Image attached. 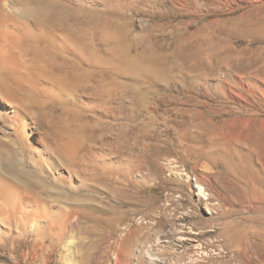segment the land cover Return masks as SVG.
<instances>
[{
    "label": "rangeland",
    "instance_id": "obj_1",
    "mask_svg": "<svg viewBox=\"0 0 264 264\" xmlns=\"http://www.w3.org/2000/svg\"><path fill=\"white\" fill-rule=\"evenodd\" d=\"M86 2L82 30L109 59L94 85L112 94L38 78L33 53L4 74L39 88L59 131L84 124L86 138L72 177L64 164L50 170L62 185L47 169L20 167L67 200L43 195L29 215L0 208V264H264L254 219L264 205V0ZM11 111L0 98V140H17ZM39 135L30 145L49 169ZM202 151L213 158L193 153ZM228 219L245 240L225 232Z\"/></svg>",
    "mask_w": 264,
    "mask_h": 264
},
{
    "label": "bare ground",
    "instance_id": "obj_2",
    "mask_svg": "<svg viewBox=\"0 0 264 264\" xmlns=\"http://www.w3.org/2000/svg\"><path fill=\"white\" fill-rule=\"evenodd\" d=\"M76 1L77 0H0V98L3 99L7 105L12 107L11 112H13L14 115H10V117H12L15 123V131L17 134L16 141L0 140V208L2 210L20 211V213L22 212L29 215L32 211L27 209L36 204V206L40 208L42 196L49 194L57 196V200L63 197L66 202L67 198L64 197L62 191L52 188L53 186H48L41 180H37L33 184L24 180L25 172L21 171V173L20 167L23 168L26 165L32 164L40 171L46 172L45 169H47L49 172L48 174L52 176V179H55V183H51L54 185L61 183L62 185L63 182H66V180L63 179V175L59 174V176H54L51 174L52 172L50 170L64 164L67 166L66 169L72 177L71 171H73V173L75 172V165L79 160L78 147L86 138V129L83 128L86 125L84 126V124L83 127L78 126L75 130H73V128H63L64 130L62 129L61 131L57 129V123L54 125L55 121L54 123L52 121L54 117H51V113L46 109V99L42 100L40 95L38 96L37 91L39 88L36 90V85H33V87H26V85L19 83V87L16 88L15 84V87H13L11 85L12 83H9L8 74H4L8 72L7 70L11 62L14 63V61H16L20 64L21 59L19 58L33 53L36 57L34 59L38 60L40 71L32 72L35 73L38 78L42 77L43 79L44 77L45 80L48 79L50 83L56 84V87L59 85L58 88L63 86L72 91H77L79 89L84 90L89 96L92 94L103 97L108 93L112 94L110 89L107 88L108 86H104L105 83L98 86L94 85V78L100 76L102 73V70L97 71V68H102L105 63L104 59L107 63L109 59L102 55L101 52H93L90 49L92 46H90L91 40L88 42L89 33L85 26L82 30L80 20L78 19L83 14L87 16L88 10H85V4L87 2L86 0H82V2ZM154 60L155 59L148 60L142 58L141 62H146L153 66L157 64ZM30 64L32 65V62ZM19 71H21V69ZM22 73L21 71V74ZM22 75L21 77L23 79L25 75L24 77ZM43 87H45V85H43ZM40 90L39 92L41 93ZM11 94L14 95V98L11 97ZM47 102L50 105L51 101L47 100ZM8 117L9 116H6V118ZM29 119L31 122H28ZM56 120L59 121V119ZM76 121L78 122V120ZM66 122H68V120H66ZM71 122L74 123L73 121ZM30 123L33 124L32 127L35 129L32 133L28 131ZM36 132L40 134L39 137L41 139L39 140H41L43 143L42 145L45 146L43 152L45 153L47 150V154H50L52 158V160L50 159L49 169L48 162L44 160L45 158L42 152H40L39 158L36 157V149L34 150L31 147L32 144L30 145L33 137L32 134ZM193 153L198 157L213 158V156L208 155L204 151ZM81 176H88L86 170L81 171ZM93 179L96 180L95 178ZM208 179L209 176L206 173L202 174L198 179L201 193L205 194V199L207 198V188L204 186L203 182ZM35 184L36 186H34ZM34 193L38 196L37 198H33L31 195ZM29 197H31L30 203V200H27ZM32 198L35 200L33 201ZM68 204L71 206V203ZM65 207H67V205ZM256 212L257 217L254 219L262 220L261 222L263 223L258 232L262 240V247L264 248V205L259 206ZM193 214L194 217H198L195 210ZM227 218H229V215H227ZM247 220H249L248 217L245 218V221ZM31 227L33 228V226ZM238 227V223L235 224L232 220L228 219L225 232L230 236L239 229ZM239 231L240 240H245L249 232L246 229L245 234L242 233L240 229ZM197 234L204 235L206 232Z\"/></svg>",
    "mask_w": 264,
    "mask_h": 264
}]
</instances>
